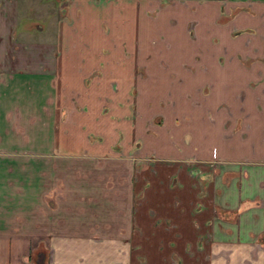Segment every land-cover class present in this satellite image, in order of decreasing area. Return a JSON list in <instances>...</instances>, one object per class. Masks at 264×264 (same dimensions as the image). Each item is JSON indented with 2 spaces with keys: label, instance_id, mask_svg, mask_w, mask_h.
<instances>
[{
  "label": "crops",
  "instance_id": "0c3cea01",
  "mask_svg": "<svg viewBox=\"0 0 264 264\" xmlns=\"http://www.w3.org/2000/svg\"><path fill=\"white\" fill-rule=\"evenodd\" d=\"M54 1L69 13L31 46L14 37L28 0H0V136L9 96L28 91L40 118L45 98L53 151L123 163L100 195L127 201L104 220L100 174L68 177V222L49 226L1 152L0 264H39L42 247L48 264H264V0Z\"/></svg>",
  "mask_w": 264,
  "mask_h": 264
},
{
  "label": "rangeland",
  "instance_id": "374dc122",
  "mask_svg": "<svg viewBox=\"0 0 264 264\" xmlns=\"http://www.w3.org/2000/svg\"><path fill=\"white\" fill-rule=\"evenodd\" d=\"M41 1L46 3L44 0H28L31 7L24 8L25 10L22 12L25 19L23 17L20 20L18 27L20 24V26L28 27L29 34L20 37L18 33L14 34L15 40L21 41V44L31 42V46H33L37 42L48 43L52 41L57 28L55 29V26H52L53 24L50 22V18L53 17V15L60 17L65 16L69 13V9H71L70 5H67V3L62 4L59 7L56 6L57 2L54 0H52L53 3H50L49 5L44 4L42 6L39 4L38 6L36 3H41ZM71 4H73V1ZM19 10L21 11V8H19ZM104 10L106 11V8H104ZM20 11L17 12L19 15ZM106 12H110V9L107 8ZM39 25H41L43 30L47 29L50 37L47 36L45 40L38 37V32L34 29V26L39 27ZM22 91H24L22 98L16 97L14 94L12 97L9 96L7 100L9 112H6L5 116L8 121L7 123L9 124L8 132L10 133L0 136V144H2V141L5 139L4 142L6 149V152L0 150V153H6L9 156L8 158H10L12 163L9 167V173H11L13 179L21 174L27 176L29 179L28 199L35 202L34 196L41 197L42 203L37 207L36 217L42 218L41 220L44 224H48L49 226H51L50 224L59 223V225H62L64 222H68V177L82 179L83 174H85V177H90L99 173V179H101L102 184L98 183V186L96 187L101 186V189H95V185H90L88 182L82 183L80 180L77 181V185H81L84 188L86 186L87 188L92 187L91 189H95L96 191L94 192L96 193L94 196L98 199H95V201L91 200L90 203L97 206V208L102 206V213L104 215L102 214L101 216L104 217V220L107 219L111 222H116L118 218V216L114 214L116 204L120 203V200L125 204L127 200H119L112 196L107 199L103 197V195H100V192L105 194L107 191L113 192L123 187V182L126 177L125 174H127V167L120 162H116L118 166H116V164L104 163L105 165L101 167H89L88 165L80 164L79 161L76 160V157L69 158L60 153H56L57 151H53V142L49 131L51 119L48 118L47 115L48 106L46 105L45 98V103L43 105L44 111L40 118L38 117L40 112L36 113L37 111L33 108L35 105V103L33 104V98L29 95L28 91ZM33 113H36V118ZM57 115L54 124L60 126L63 117H61L60 114V118L58 119ZM104 134L105 135H100V139L105 140L109 137L106 133ZM119 136L120 134L118 133L113 135L114 138L112 140H118ZM148 137L146 135L140 136L143 148L151 146L152 142L150 136ZM100 139L96 136L95 140L99 142ZM124 139L127 140V136L124 135ZM61 140L63 141L62 138L58 141ZM120 168L122 169L123 174H121L119 170ZM152 168L155 169L156 167ZM108 174L111 176L110 178ZM117 175L118 180L116 178ZM143 175L148 176L147 171H144ZM162 178L164 177L161 176V179ZM147 182L153 186L151 180L150 182L147 180ZM13 184L15 188H19V183H17V181ZM75 195L80 199L75 202L79 205L82 204L81 196L78 195L77 192ZM106 211H108L107 214L105 213ZM32 218H35V216H32ZM40 253V260L43 261V264H48V250L42 247ZM31 258L33 259V263L36 264L37 253H34Z\"/></svg>",
  "mask_w": 264,
  "mask_h": 264
},
{
  "label": "water",
  "instance_id": "95a60500",
  "mask_svg": "<svg viewBox=\"0 0 264 264\" xmlns=\"http://www.w3.org/2000/svg\"><path fill=\"white\" fill-rule=\"evenodd\" d=\"M38 258H39V257H38ZM38 262H39V264H43V261L40 260V258L38 259Z\"/></svg>",
  "mask_w": 264,
  "mask_h": 264
}]
</instances>
